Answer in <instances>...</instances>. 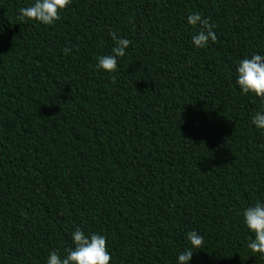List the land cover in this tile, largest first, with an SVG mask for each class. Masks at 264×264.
Returning a JSON list of instances; mask_svg holds the SVG:
<instances>
[{"label": "trees", "instance_id": "1", "mask_svg": "<svg viewBox=\"0 0 264 264\" xmlns=\"http://www.w3.org/2000/svg\"><path fill=\"white\" fill-rule=\"evenodd\" d=\"M32 3L0 0V264L63 256L77 227L110 264H177L190 231L189 264H264L242 215L264 203V103L236 84L264 0H71L51 26L17 19ZM110 31L131 41L115 73L95 68Z\"/></svg>", "mask_w": 264, "mask_h": 264}, {"label": "clouds", "instance_id": "2", "mask_svg": "<svg viewBox=\"0 0 264 264\" xmlns=\"http://www.w3.org/2000/svg\"><path fill=\"white\" fill-rule=\"evenodd\" d=\"M71 3V0H33V3L18 10L17 19L22 23L36 21L43 25H53L61 19V13ZM188 25L197 29L192 36L193 45L197 48L208 46L209 40L215 42L217 37L208 19L202 18L199 12L190 13L187 17ZM114 47L111 54L98 57L96 70L105 73H115L118 58L126 55V49L131 41L124 37H118L115 31H110ZM65 55L71 54V49L65 48ZM113 84L116 76L110 77ZM236 84L242 95H253L264 103V55L253 54L250 58L239 61L237 68ZM252 125L258 130H264V109L257 111L251 119ZM243 223L252 234L247 242V248L254 254L264 258V203L256 202L247 207L243 213ZM73 246L65 250L63 256L56 250L49 253L46 264H110L112 256L108 251L105 236L91 233L85 234L79 227L71 236ZM187 241L190 245L179 253L177 264H189L194 249H200L204 244L203 237L196 231L187 233Z\"/></svg>", "mask_w": 264, "mask_h": 264}]
</instances>
